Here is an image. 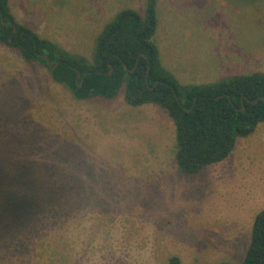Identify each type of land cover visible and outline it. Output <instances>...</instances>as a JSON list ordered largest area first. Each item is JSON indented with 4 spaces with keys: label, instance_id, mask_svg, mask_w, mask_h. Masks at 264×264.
I'll use <instances>...</instances> for the list:
<instances>
[{
    "label": "rangeland",
    "instance_id": "rangeland-1",
    "mask_svg": "<svg viewBox=\"0 0 264 264\" xmlns=\"http://www.w3.org/2000/svg\"><path fill=\"white\" fill-rule=\"evenodd\" d=\"M16 20L91 59L144 0H9ZM152 41L182 83L264 72V0H157ZM0 264H238L264 207V121L197 174L154 103L79 100L0 44ZM3 56V55H2ZM5 70H10L5 72Z\"/></svg>",
    "mask_w": 264,
    "mask_h": 264
},
{
    "label": "trees",
    "instance_id": "trees-1",
    "mask_svg": "<svg viewBox=\"0 0 264 264\" xmlns=\"http://www.w3.org/2000/svg\"><path fill=\"white\" fill-rule=\"evenodd\" d=\"M157 25V0H144L143 15L132 8L120 9L97 34L88 59L18 22L9 0H0V44L14 49L24 62L44 66L51 79L76 99H113L124 85L126 103L163 107L174 123L177 168L197 174L224 160L238 137L252 134L264 121V72L182 83L163 65L152 41ZM166 264L181 260L172 255ZM238 264H264V207L253 218L250 241Z\"/></svg>",
    "mask_w": 264,
    "mask_h": 264
},
{
    "label": "water",
    "instance_id": "water-1",
    "mask_svg": "<svg viewBox=\"0 0 264 264\" xmlns=\"http://www.w3.org/2000/svg\"><path fill=\"white\" fill-rule=\"evenodd\" d=\"M2 20V19H1ZM2 22L3 23H5V24H7V25H10V23H6V22H4L3 20H2ZM16 31V27H13V32H15ZM40 56H45L46 57V55H44V54H41ZM137 61L138 60H136V63H135V65H134V67L136 66V64H137ZM47 64H50V61L47 59ZM58 63H56L54 66H56ZM133 67V68H134ZM132 68V69H133ZM112 72V68H110V70H109V72L108 73H111ZM79 76H80V72H78V77H77V79H76V81L78 80V78H79ZM81 82H82V80H81ZM81 85V83L79 84V86ZM258 99H256L254 102H256Z\"/></svg>",
    "mask_w": 264,
    "mask_h": 264
},
{
    "label": "crops",
    "instance_id": "crops-1",
    "mask_svg": "<svg viewBox=\"0 0 264 264\" xmlns=\"http://www.w3.org/2000/svg\"><path fill=\"white\" fill-rule=\"evenodd\" d=\"M52 40V39H51ZM17 54V53H16ZM3 55V56H2ZM2 55H1V57H0V60H3L4 58H5V55L2 53ZM18 55V54H17ZM19 56V55H18ZM20 57V56H19ZM6 60H11L10 58H9V56H7L6 58H5ZM10 70H5V72H9Z\"/></svg>",
    "mask_w": 264,
    "mask_h": 264
}]
</instances>
